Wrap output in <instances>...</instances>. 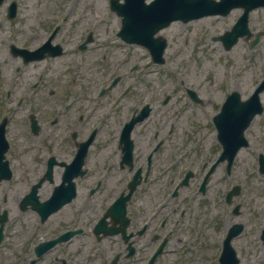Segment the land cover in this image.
I'll return each instance as SVG.
<instances>
[{"label": "rangeland", "instance_id": "374dc122", "mask_svg": "<svg viewBox=\"0 0 264 264\" xmlns=\"http://www.w3.org/2000/svg\"><path fill=\"white\" fill-rule=\"evenodd\" d=\"M17 1L20 8L15 20H9L6 17L8 2L0 7L2 69L6 62L10 65L6 56V46L9 41L13 38L21 40L25 38V35L26 37L30 35L34 41H38L35 43L29 41L28 44L35 46L46 38L54 23L58 22L62 26L57 40L61 39L65 44V53L55 59L27 66L25 68L27 81H33L39 71L47 68L46 79L41 88L47 90L51 87L55 88L58 94L64 91L73 93L72 89L85 90L88 99L84 100L82 105L86 108L95 102L93 92L97 84L106 78V74L103 73L104 69L109 76H113L116 72L122 74L123 79L120 86L132 85L134 90L131 94L122 98L110 116L106 118L103 125L105 128L100 133L103 136L117 134L121 121L132 108V100L139 94H143L140 98L144 97V101H148V97H153L155 99L153 106L159 109L154 116L143 123L145 125L141 127V130L144 133L152 134L154 126L160 125V134H165L173 121L179 124L173 132L174 136L178 134L182 126L188 132L184 135L193 136L204 145L210 146L214 141V132L209 129L208 122L212 114L216 112L224 91L226 92L221 86L224 83L230 84L232 87H238L236 89L243 94H247L251 81L258 73V67L249 68V50L246 40L240 39L235 47L224 51L221 44L210 37L215 33H221L225 26L224 30L232 28V21L236 20L234 17H238L240 10H235L232 15L225 17L198 19L195 21L199 22L193 24L172 23L160 33L168 39V46L164 53L165 62L158 64L151 60L145 49L120 44L117 41L115 36L119 28V16L109 10L108 0H71L72 4L68 10L66 8L69 7L70 0ZM65 15L68 17L67 20L63 19ZM205 19L209 20L204 21ZM74 23H76L74 33L70 35L69 30ZM262 26H264V10H256L251 16L250 27L258 29ZM89 31L94 33V42L86 50L78 49V42ZM135 63L139 65L131 71L130 67ZM182 82L185 86L199 87V92L208 99L207 106L201 108L202 115L194 116L196 121L190 118L194 109L191 111L184 109L187 101L182 95L183 91L180 90V87H183ZM42 92L41 90L30 91V95L27 96L31 99L27 102L33 104L45 102ZM119 93L115 87L109 95ZM167 97V102H164ZM110 99L112 101L114 98L109 96L102 99L100 107L86 116L91 124L104 114L106 109H109ZM51 104L53 102H50ZM26 113L28 111H25ZM52 113L54 112L49 109V114ZM25 117L18 112L12 125V135L20 145L21 151L24 143L28 147L30 145L31 148L42 141L55 142L54 139H58L61 135L60 131H54L43 134L42 139L32 138L21 130L22 120ZM63 124L64 120L58 125ZM136 134L137 132L133 137L136 138ZM261 146L263 149H260ZM163 150L166 152V149ZM258 150H264V145L252 142L250 147L243 149L238 155L233 175L227 176L225 173L222 175L217 172L210 185V193L215 201L216 192L225 196L233 184H240L242 190L235 197L234 202L242 203L241 215L232 216L231 207L224 204L222 229L217 233L207 232L204 238L199 236L195 239L197 243L201 242L205 245L204 251L197 249L196 246H190L192 252L189 251L183 256L176 253H165L156 264H219L220 239L224 236L230 222L237 220L244 221L246 224L245 231L233 242L241 258L240 264H264V249L259 238L260 230L264 225V216L260 213L264 209V177L258 171ZM29 156L30 152H24V156L20 159L12 160L16 167L17 182H20L22 173L21 163H31ZM14 182L15 180L0 187V203L3 204L4 196L12 199V202L6 206L11 210L13 217L17 214L18 195L26 192L24 187ZM211 209L213 210L211 214H213L216 210V202L213 203ZM127 264H145V262L136 263V260H132L127 261Z\"/></svg>", "mask_w": 264, "mask_h": 264}, {"label": "flooded vegetation", "instance_id": "af4514ba", "mask_svg": "<svg viewBox=\"0 0 264 264\" xmlns=\"http://www.w3.org/2000/svg\"><path fill=\"white\" fill-rule=\"evenodd\" d=\"M16 40L19 45L13 43ZM24 48L27 47L20 39L13 38L6 46L10 65L6 62L2 69L0 62V123L5 124L10 145L7 155L11 156L9 160L15 176L16 167L11 160L20 159L24 152H30L31 163H21L22 173L17 183L29 190L42 180L39 188L41 202L48 200L54 188L58 187L55 201L62 205L47 217L36 214L35 217L8 220L0 243V264H95L97 253L101 258L105 253L120 254V259H127L125 255L130 252L133 256L151 255L164 239V250L186 252V240L204 233L200 226L189 224L199 217L200 211L206 215L208 204L200 199L176 202L173 186L186 170L197 168L201 151L185 152V141L175 138L169 140L166 152L160 151L164 140L158 149L151 151L159 136L156 134L151 140V134H138L133 138L132 163H127L123 160L119 136L98 137L96 134L92 141L86 142L97 127L89 129L83 123H76L73 127L78 111L83 109L81 101L86 98V91L72 89L73 94L65 91L58 94L55 88H33L25 75V68L32 64L26 62L31 54ZM2 49L0 44V51ZM261 57L264 58V53ZM15 71L21 74L18 82L11 79ZM39 77L41 84L42 76ZM34 90L43 91L45 102H27L31 99L27 95ZM17 93L20 96L16 103ZM138 99L139 95L133 99L135 107L131 115L139 109ZM49 109L54 113L49 114ZM18 112L27 117L22 120L21 130L32 138L42 139L43 134L54 131H60L61 135L54 139L55 142L42 141L31 148L24 143L21 151L12 135V125ZM31 114H35L39 122L37 135L30 126ZM83 116L82 113L80 120ZM63 120L64 124L58 125ZM251 127V135L264 141V111L257 115ZM99 130L100 127L97 133ZM1 132L0 129V135ZM207 159L206 154L204 162L207 163ZM217 168L223 169L224 164ZM49 169L50 177H47ZM136 173L139 176L135 180ZM195 179L193 175L189 184L179 189V195L184 188L192 190L193 186L195 190ZM135 181L137 186L126 203L127 221H113L109 215L100 224L104 213L121 194L130 192ZM101 228L117 231L112 235L97 233ZM54 238L60 240L50 246Z\"/></svg>", "mask_w": 264, "mask_h": 264}, {"label": "water", "instance_id": "95a60500", "mask_svg": "<svg viewBox=\"0 0 264 264\" xmlns=\"http://www.w3.org/2000/svg\"><path fill=\"white\" fill-rule=\"evenodd\" d=\"M165 1L167 2V0H165ZM200 1L201 0H197L196 2H200ZM189 3H190V0H177L176 2L172 1L168 4H163V1H162V3H158V2H156L154 4L152 3L151 6H148L145 4L144 5H138L139 3L138 4L135 3L134 4L135 5V11L134 12L138 13L140 11L138 13V15H136V17L140 16L141 12H144L145 14L149 15V17H146V20L149 21L150 23H152V30L150 32V34L152 35L157 29H159L161 26L167 24L170 21V19H172V18H168V17L165 18L164 12L166 11L167 8H171V7L175 8V10H174L175 14L173 15V18H174V17L182 16L185 13L187 7L190 5ZM208 4H210L212 6L213 3H208ZM201 5H203V4H198L195 6H201ZM202 13H205V12L200 11V12H197L196 15H200ZM155 43H156V40L153 39V43L151 45L152 49L155 46ZM263 238H264V232H263ZM227 259H228V257H225V259L223 261L226 262ZM237 260L238 259L233 257V260L230 264H237V262H238Z\"/></svg>", "mask_w": 264, "mask_h": 264}, {"label": "bare ground", "instance_id": "6f19581e", "mask_svg": "<svg viewBox=\"0 0 264 264\" xmlns=\"http://www.w3.org/2000/svg\"><path fill=\"white\" fill-rule=\"evenodd\" d=\"M205 21V20H204Z\"/></svg>", "mask_w": 264, "mask_h": 264}]
</instances>
